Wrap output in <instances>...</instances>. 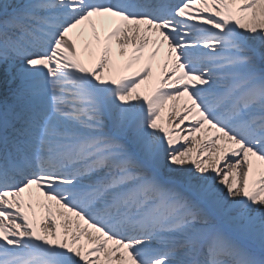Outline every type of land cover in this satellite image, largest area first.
I'll list each match as a JSON object with an SVG mask.
<instances>
[{"label":"snow or ice","instance_id":"6c2138e0","mask_svg":"<svg viewBox=\"0 0 264 264\" xmlns=\"http://www.w3.org/2000/svg\"><path fill=\"white\" fill-rule=\"evenodd\" d=\"M0 264H264V0H0Z\"/></svg>","mask_w":264,"mask_h":264},{"label":"bare ground","instance_id":"6f19581e","mask_svg":"<svg viewBox=\"0 0 264 264\" xmlns=\"http://www.w3.org/2000/svg\"><path fill=\"white\" fill-rule=\"evenodd\" d=\"M163 57H164V54L162 52L161 55H160V57L157 58V63H160L163 60Z\"/></svg>","mask_w":264,"mask_h":264}]
</instances>
